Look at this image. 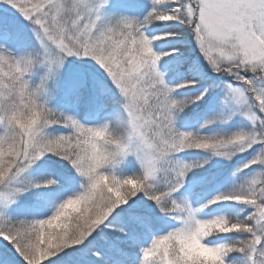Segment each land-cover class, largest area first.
<instances>
[{
	"label": "trees",
	"instance_id": "trees-1",
	"mask_svg": "<svg viewBox=\"0 0 264 264\" xmlns=\"http://www.w3.org/2000/svg\"><path fill=\"white\" fill-rule=\"evenodd\" d=\"M37 1L44 6L80 5L84 20L94 18L97 22L94 27L85 28L82 19L67 12L62 27L50 34L43 32L40 25L32 28L30 24L43 12L44 6L29 19L0 7V30L7 29L19 48L15 55L8 53L13 63L10 68L21 77L18 88L7 98L10 107L0 125V264H127L137 261L141 257L137 249L150 246L152 234H163L176 225L181 183L202 198L215 191L237 196L209 211L218 210L227 219L241 222L242 226L209 239L230 247L224 257L199 254L189 259L176 240L164 238L142 257L143 264H257L259 260L264 261L262 242L254 240L261 238V231L256 230V212L252 207H245L247 203L241 199L245 185L230 182L223 174L209 180L217 166L200 167L204 161L213 162V156L203 153L204 148L192 141L184 144L187 164L182 180L174 181L161 170L154 179H146L136 161L121 155L118 137L104 136L95 148L69 117L73 114L76 121L92 116L115 120L122 115L124 104L120 98L117 100L119 91L109 73V56L101 53L106 46L92 41L106 35L115 38L117 30H105L103 23L114 11L125 10L137 17L142 26H147L146 35L176 33L174 38L154 41L162 50L178 48L182 52L163 61L173 67L168 79L197 80L200 86L208 87L199 109L186 110L181 103L174 108L176 123L190 124L195 132L199 115L212 108L208 105L212 101H208L210 84L219 81V77L206 69L200 52L192 43L194 35L183 13L178 20L159 22L155 14L163 10L162 1ZM183 3L184 0H178L174 4ZM76 20L81 24L75 25ZM40 35L47 38L45 43H41ZM2 45L0 42V54ZM191 90L194 88L181 89L180 96H189ZM254 102H257L255 98ZM210 131L214 135L221 134L216 127ZM240 146L235 143L229 147L233 163L240 157L245 158L243 154L236 155ZM151 150L158 161L176 154L172 145L158 142L157 137L152 141ZM223 165L222 169L228 168L226 173L232 170L231 162ZM88 170H94V174L105 179L83 193L77 208L70 210L60 224V229L66 226L75 237L74 243L51 252L38 263H31L28 255L38 242L37 219L54 207L57 194L53 190L63 185L78 189ZM127 177L143 178L134 185L126 181ZM262 177L263 172L259 180ZM261 188L259 184L246 189L245 194L260 195ZM44 191L49 193L45 198ZM122 236L127 239L121 240Z\"/></svg>",
	"mask_w": 264,
	"mask_h": 264
},
{
	"label": "rangeland",
	"instance_id": "rangeland-1",
	"mask_svg": "<svg viewBox=\"0 0 264 264\" xmlns=\"http://www.w3.org/2000/svg\"><path fill=\"white\" fill-rule=\"evenodd\" d=\"M149 1L165 3L163 10L155 14L159 22L178 20L182 13L187 19L194 35L192 43L200 52L206 69L219 77V81L210 84L208 101H212L208 105L212 108L199 115L195 132L190 124L180 126L176 123L175 105L181 103L186 110L199 109L200 103L206 98L208 87L200 86L197 80L168 79L173 67L163 61L182 52L178 48L162 50L154 41L174 38L176 33L166 31L146 35L144 31L147 26H142L137 17L125 10H117L103 23L105 30H117L116 37L107 38L106 35L92 42L107 47L102 48L101 53L109 56V73L118 87L117 100H123V113L115 120L92 116L87 120L76 121L73 114L69 117L75 122L78 131L90 138L95 148L104 136L118 137L121 140V155L136 161L146 179H154L161 170L174 181L182 180L187 164L184 162V144L192 141L197 147L204 148L203 153L213 156V162L204 161L200 167L210 169L217 166L209 180L223 174L230 182L245 185L241 199L246 201L245 207H252V211L256 212V230L261 231V238L254 240H261L264 249V0H184L183 5L174 4L178 0ZM67 5L44 6L43 2L37 0H0V7L26 19L44 6L43 12L37 14L30 23L32 28L40 25L43 32H57L67 12L82 19L85 28L94 27L97 19L84 20L80 5ZM74 22L75 25L81 24L79 20ZM46 40L45 36L40 35L41 43ZM0 42L3 44L0 54L3 57L0 59L1 125L10 107L7 98L18 88L21 77L15 69L10 68L13 63L8 54L15 55L19 51L18 42L10 38L7 29L0 30ZM191 88L194 90L190 91L189 96H180L181 89ZM254 98L257 102H254ZM100 107L101 110L103 105ZM212 127L220 129L221 134H212ZM156 137L158 142L172 145L176 154L158 161L151 150L152 141ZM235 143L242 145L236 155L243 154L245 158L240 157L239 161L233 163L229 147ZM230 162L233 164L232 170L226 173L228 168L222 169L223 164ZM93 171L86 172L84 182L78 189L63 185L53 190L57 194L54 207L37 219L38 242L28 255L31 263H38L51 255V252L74 243L75 237H72L66 226L60 229V224L70 210L77 208L83 193L104 181V176L94 174ZM261 172L263 177L259 180ZM143 177H127L126 181L137 185ZM259 184L262 186L260 195L245 194L246 189H253ZM178 188L181 192L177 203L176 225L163 234H152L149 238L150 246L137 249L141 256L139 260L127 264H143L142 257L164 238L176 240L189 259L199 254L224 257L228 252L230 247L209 239L234 231L242 224L227 219L218 210H209L237 196L215 191L207 198H202L195 196L186 184L181 183ZM47 192L44 191V198L48 196ZM244 226L250 227L249 224ZM120 239L126 240L127 237L122 236ZM257 264H264V261L259 260Z\"/></svg>",
	"mask_w": 264,
	"mask_h": 264
}]
</instances>
